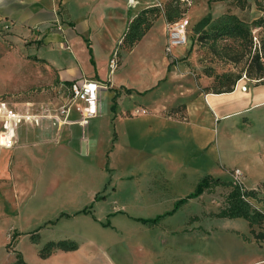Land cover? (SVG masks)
<instances>
[{"label":"crops","instance_id":"1","mask_svg":"<svg viewBox=\"0 0 264 264\" xmlns=\"http://www.w3.org/2000/svg\"><path fill=\"white\" fill-rule=\"evenodd\" d=\"M166 1L0 0V27L13 36L0 39L1 62L15 42L35 49L16 57L31 59L18 86L0 79V254L12 264L18 255L26 264H94L96 242L117 234L135 242L131 264H264L246 220L194 206L208 191L173 211L202 177L234 181L239 169L264 214V82L206 90L212 79L193 74L188 40L166 51L163 18L120 49L113 86L72 97V81L106 80L138 11ZM158 216L157 225L142 221ZM190 217L194 226L182 228ZM41 233L78 247L40 258Z\"/></svg>","mask_w":264,"mask_h":264},{"label":"trees","instance_id":"2","mask_svg":"<svg viewBox=\"0 0 264 264\" xmlns=\"http://www.w3.org/2000/svg\"><path fill=\"white\" fill-rule=\"evenodd\" d=\"M180 4V0H167L163 9L158 7H147L139 10L128 22L122 42L116 48L118 57L120 55V49L126 51L130 50L132 46L144 36L154 24V20L158 15L163 14L165 20L168 22H174L181 18L184 15V11L181 10ZM255 4L257 9L261 10L260 15L250 23L244 22L233 14L228 18L226 17L225 20L213 24L210 30H207L205 26L209 23L208 16L202 18L201 21L195 24L194 30L199 34L200 39L210 44L212 49L218 46L220 40L229 39L233 42V45L230 46L234 47L236 53L247 51L249 58L243 69L244 73L242 74H245L249 79L264 82V0H255ZM253 29H257V35H253ZM254 37H256V39H254ZM253 39L257 41H253ZM223 49H229V45L228 47H223ZM242 74L234 73L231 75L230 73H221L213 76L212 73H206V75L210 77L213 76V81L216 80V84L221 86L217 91H213L216 93L231 91ZM217 186H227L229 190L224 195L222 206L217 212L210 213L209 216L226 219L243 218L249 225L253 239L258 244H264V214L257 210L249 201V199H257L256 192L248 189L242 191L241 186L233 181H225L218 177L204 176L197 182L193 192L175 204L173 211L185 203L187 199L197 197L203 191H211ZM163 216L142 221L149 225H157ZM197 219V217H192L189 219L188 223L192 224ZM32 240L35 242L37 236H32ZM77 247V244L73 241L62 240L48 242L40 249L39 256L40 258H47L57 250L74 251ZM15 264L26 263L18 255Z\"/></svg>","mask_w":264,"mask_h":264},{"label":"rangeland","instance_id":"3","mask_svg":"<svg viewBox=\"0 0 264 264\" xmlns=\"http://www.w3.org/2000/svg\"><path fill=\"white\" fill-rule=\"evenodd\" d=\"M180 8L184 11V15L190 21L187 25V40L188 46H190V53L196 57L197 62L192 66L193 74L196 76V73L201 72L206 75L212 73L213 76L215 74L221 73H230L231 75L244 73L243 69L246 66L248 61V53L244 51L242 53H236L234 51L233 42L229 39L220 40L218 46L215 49L210 47V44L203 39H200L199 34L194 30V25L202 20L204 17L209 16V23L205 26V29L210 30L213 24L219 23L222 20H225L231 15L238 16L244 22L250 23L253 19L257 18L260 15L259 9H257L255 0H180ZM165 3H161L157 6L160 9L164 8ZM161 15V14H160ZM158 15L154 20V24L160 25L164 16ZM151 17V16H150ZM154 17V16H152ZM165 19V18H164ZM168 21H166L167 24ZM166 28V25L164 26ZM0 31V39L2 40L5 36L8 39H11L10 33H2ZM253 35H257V29H253ZM164 34V32H163ZM4 35V36H3ZM3 41V40H2ZM253 41H257L254 40ZM4 43V42H3ZM8 43H4L6 46ZM227 45V46H225ZM229 49H223V47H228ZM28 51V53H27ZM35 53V49L25 45L22 41L15 42L13 48L9 49L8 55H3V58H9V63H3L0 60V79L1 77H8L10 84L18 86L21 82L19 79L31 68L28 61H31L29 57L25 58V62L21 60H17V56L19 58V54H26L27 56ZM189 53V54H190ZM211 77V82L205 88L210 91H217V89L221 88L220 85L216 84L217 81H213L214 77ZM7 82L6 80H0V84ZM226 181V180H225ZM229 187L227 186H217L213 190L207 192V196L205 199H202L199 203L194 206L198 211L206 210V213L217 212V210L222 206L224 195L228 192ZM249 201L254 204L252 199ZM185 208V207H184ZM188 208V207H187ZM192 209V208H191ZM194 209V208H193ZM191 211V210H190ZM203 215L201 213L200 217ZM208 215V214H207ZM194 216V215H191ZM191 218V217H190ZM207 219V218H206ZM203 220V219H202ZM225 224V223H223ZM229 226L234 227V223H227ZM194 226V223L187 225V221L184 222V226L182 228L188 229ZM160 228L167 227L165 223L159 225ZM181 227V225L179 226ZM181 228V229H182ZM50 232V231H49ZM38 245L39 249H42L46 243L53 240H59L60 236L57 233L50 237L51 234L41 233L39 234ZM53 237V238H52ZM118 239H108L102 242L97 241L94 249L92 250V254L94 255L93 259H95L94 264H131L132 256L131 248H134L135 242L125 240L120 234L116 236ZM37 241V240H36ZM35 241V242H36ZM2 243V242H1ZM9 243V244H8ZM24 241H20V247H23ZM30 244L29 240H25V244ZM4 245H7V249L12 254L13 248L12 241L10 237L6 240ZM132 248V249H133ZM28 257V256H27ZM9 258V259H8ZM28 259H30L28 257ZM166 261V257H164ZM13 257H8L0 254V264H12Z\"/></svg>","mask_w":264,"mask_h":264},{"label":"built area","instance_id":"4","mask_svg":"<svg viewBox=\"0 0 264 264\" xmlns=\"http://www.w3.org/2000/svg\"><path fill=\"white\" fill-rule=\"evenodd\" d=\"M189 24V19L186 16H182L178 20L174 22H167L166 24V32H167V42H166V51L170 52L171 48L176 45L184 44L187 40V25ZM5 30H4V29ZM8 29V25L4 27H0V31H6ZM3 33V32H2ZM256 39V37H254ZM118 54L117 49H114L108 59V73L106 80L94 79V78H84L80 80L72 81L70 84V91L72 93V97L76 98L86 92L89 87H99L103 86L105 88L113 86L114 73L118 67ZM242 79H247L245 74H242L241 78L237 81L239 82ZM236 86V84H235ZM242 90L246 89V85L240 86ZM234 183L241 186V190L244 191L246 188L242 185L240 180V170L234 169Z\"/></svg>","mask_w":264,"mask_h":264}]
</instances>
